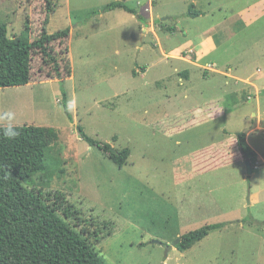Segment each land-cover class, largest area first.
<instances>
[{
    "label": "rangeland",
    "instance_id": "rangeland-1",
    "mask_svg": "<svg viewBox=\"0 0 264 264\" xmlns=\"http://www.w3.org/2000/svg\"><path fill=\"white\" fill-rule=\"evenodd\" d=\"M114 1L137 13L141 9L142 15L150 4L159 38H183L186 30L193 35L207 27L186 17L190 0H52L46 32L70 28L68 40L55 42L51 50L56 54L68 45L71 77L64 80V88L72 120L59 102V82L47 77L52 67L39 53L33 54L31 83L0 89V115L12 112L15 126L57 132L46 151L45 169L34 175L28 188L44 195L64 194L84 219L94 222L102 239L93 247L104 264H264V163L257 162L259 155L264 158V79L256 95L241 92L235 117L193 125L191 106L169 100L184 89L177 77L164 80L162 87H146L134 75L135 63L147 57L139 51L146 18L135 19L121 9L105 12ZM204 1L211 10L203 8L216 16L211 22L223 26L217 28L218 49L203 65L240 67L248 76L253 74L252 80L263 77L264 0ZM255 4L256 19L250 24L240 21L237 14ZM169 15L183 16L176 23L164 18ZM45 17L44 0H0V23L9 37L27 34L35 41ZM171 27L177 29L176 36L168 35ZM145 38L147 42L154 37ZM176 109L186 111L169 115ZM250 127H256L252 134L257 135L252 136L257 137L249 142L259 154H247L253 176L234 153L225 157L223 169L190 182L174 180L175 169L187 171L192 164L189 155L195 154L193 163L202 160L199 153L221 138L220 128L239 133ZM78 128L113 151L128 149L126 163H113L108 153L81 139ZM238 219L249 220L251 226L238 228ZM216 223L228 225L186 251L167 250L182 235Z\"/></svg>",
    "mask_w": 264,
    "mask_h": 264
},
{
    "label": "trees",
    "instance_id": "trees-1",
    "mask_svg": "<svg viewBox=\"0 0 264 264\" xmlns=\"http://www.w3.org/2000/svg\"><path fill=\"white\" fill-rule=\"evenodd\" d=\"M44 2L46 17L38 39L33 42L27 34L9 37L6 26L0 23V89L31 83L33 54L39 53L43 63L52 67L53 74L47 77L59 82V102L72 120L64 88V80L71 77L68 45L56 54L51 50L55 42L62 45L68 40L70 28L48 34L45 26L53 7L52 0ZM116 9L132 15L137 13L120 1L104 7L105 12ZM200 14L194 5L188 6L186 17L195 18ZM29 30L26 22L24 31L27 33ZM174 30L168 28L169 33ZM16 127L19 135L14 139H7L0 133V264H104L93 247L102 239L100 228L84 219L64 194L57 191L44 195L41 190L28 188L34 175L45 169L46 151L57 140V132L46 127ZM78 133L89 145L108 153L110 160L119 167L126 163L130 154L128 149L113 151L110 145L97 143L84 135L80 128ZM236 140L243 155L247 156L249 149L244 134L238 133ZM45 196L52 198L48 200ZM69 220L74 224H69ZM240 223L248 224L250 221L243 219ZM227 225L216 223L190 231L180 237L175 248L186 251Z\"/></svg>",
    "mask_w": 264,
    "mask_h": 264
},
{
    "label": "crops",
    "instance_id": "crops-1",
    "mask_svg": "<svg viewBox=\"0 0 264 264\" xmlns=\"http://www.w3.org/2000/svg\"><path fill=\"white\" fill-rule=\"evenodd\" d=\"M191 4L194 5L196 11L201 13L198 17L191 19H193V21H202V23H205V27H207L193 35H191L189 30H186L183 38L158 37L156 28L157 24L151 16L153 7L150 4L148 9L145 11L143 10L144 15L141 14V9L136 15L130 14L135 19H140L141 17L144 19L146 18V21L144 22H147L146 26L140 28L141 33L144 34V38H141L142 46H140L139 50L143 51L147 57L144 58L143 63H135L136 67L134 75H139V78L143 79V84H145L144 86L146 87L151 86L152 84L162 87L166 85L165 83L162 84L164 80L173 76L177 77L178 81L181 83L180 86H183L184 89L182 91L176 90L177 92L175 91L174 95L170 97L169 100L178 101L182 104L191 106V108H188V111H191L189 117L193 125L201 124L204 126L208 125L215 119L220 120L227 119V117H235L233 113L234 109L238 108L241 102V92L244 90L253 91L256 95L260 87L258 84L261 83L264 76L262 77V75H258L256 79L252 80L254 77L253 74L248 76L247 72L240 67L233 70L230 67L217 69L214 64L209 65V63H204L203 65V62H206L205 60L219 47L217 44V36L219 35V33L217 34V28L223 26V23L214 24L211 22V20H216V16L215 14L210 15L208 10H205L207 7H210L211 10L210 3L207 5L204 0H190L189 5ZM203 5L205 8H203ZM256 8V4L246 7L237 14V17L240 21L250 24L257 17ZM145 13H148L149 15ZM181 16L183 15H169L164 18L180 23L179 18ZM234 18L236 17L234 16L231 19ZM207 20L208 22H205ZM228 20L229 19L226 18L224 22L228 24ZM181 26V29H183L182 23ZM147 35H151L154 38H149V41L145 42V39H147L145 37ZM168 35L176 36L177 29L175 28V30L172 33H168ZM170 40H172V43L169 45ZM170 61L172 68L169 70L167 66L170 65ZM155 76H159L158 79H153ZM241 83L244 87H240ZM255 100L256 103H259L260 105L257 98H255ZM171 101L168 103H172ZM185 111L186 109H182L179 112L177 109L174 112L170 110L169 115H177L178 113H183ZM255 129L256 127H250L248 131L244 130L239 133L244 134L245 142L249 147V150L254 152V154H258L256 151L257 149H255L254 145L249 142L252 137H257L252 136L257 135V133L252 134L255 132ZM220 133L221 138L209 144L202 153H199L202 155L201 161L193 163L195 154L189 155L187 158L188 160L191 158L192 164L187 171L180 168L174 170L175 181L190 182L195 178L199 179L205 177V175H208L211 172L223 169L227 165L224 164L226 161L225 157L230 156V154L235 153L239 156L241 161L244 160L243 154H241L237 145L236 135L238 133L227 132L223 128H220ZM205 135L208 136V133ZM257 162L264 163V158L259 155ZM253 168L257 169L258 167H254L253 165ZM253 175L254 172L252 171L251 165L250 176ZM241 220L243 219L237 220L238 228L251 226L240 223ZM231 225L232 224H230V227Z\"/></svg>",
    "mask_w": 264,
    "mask_h": 264
},
{
    "label": "clouds",
    "instance_id": "clouds-1",
    "mask_svg": "<svg viewBox=\"0 0 264 264\" xmlns=\"http://www.w3.org/2000/svg\"><path fill=\"white\" fill-rule=\"evenodd\" d=\"M15 114L12 112H5L0 115V121L4 122V126L0 127V133L7 139H14L19 135V130L13 123Z\"/></svg>",
    "mask_w": 264,
    "mask_h": 264
},
{
    "label": "water",
    "instance_id": "water-1",
    "mask_svg": "<svg viewBox=\"0 0 264 264\" xmlns=\"http://www.w3.org/2000/svg\"><path fill=\"white\" fill-rule=\"evenodd\" d=\"M240 152L241 154H243V151L242 149H240ZM243 158H244V162L246 164V168H247V175H250L251 174V164L249 162V159L247 158V156H244L243 155ZM180 242V237L170 246V247H167V250H171L172 248H174L178 243Z\"/></svg>",
    "mask_w": 264,
    "mask_h": 264
}]
</instances>
